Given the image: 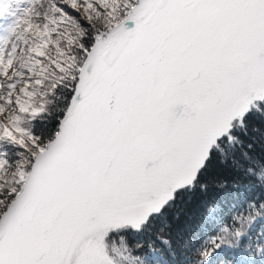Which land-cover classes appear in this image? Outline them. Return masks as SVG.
<instances>
[{
	"label": "snow or ice",
	"instance_id": "1",
	"mask_svg": "<svg viewBox=\"0 0 264 264\" xmlns=\"http://www.w3.org/2000/svg\"><path fill=\"white\" fill-rule=\"evenodd\" d=\"M0 264H264V0H0Z\"/></svg>",
	"mask_w": 264,
	"mask_h": 264
},
{
	"label": "trees",
	"instance_id": "2",
	"mask_svg": "<svg viewBox=\"0 0 264 264\" xmlns=\"http://www.w3.org/2000/svg\"><path fill=\"white\" fill-rule=\"evenodd\" d=\"M227 259V258H226Z\"/></svg>",
	"mask_w": 264,
	"mask_h": 264
}]
</instances>
